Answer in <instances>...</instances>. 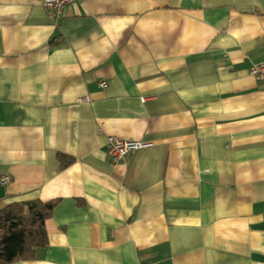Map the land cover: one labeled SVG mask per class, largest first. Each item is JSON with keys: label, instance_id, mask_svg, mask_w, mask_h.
<instances>
[{"label": "crops", "instance_id": "0c3cea01", "mask_svg": "<svg viewBox=\"0 0 264 264\" xmlns=\"http://www.w3.org/2000/svg\"><path fill=\"white\" fill-rule=\"evenodd\" d=\"M263 59L264 0H0V208L58 201L9 264H264Z\"/></svg>", "mask_w": 264, "mask_h": 264}, {"label": "trees", "instance_id": "16d2710c", "mask_svg": "<svg viewBox=\"0 0 264 264\" xmlns=\"http://www.w3.org/2000/svg\"><path fill=\"white\" fill-rule=\"evenodd\" d=\"M65 158V154H60L63 165L69 163ZM57 202L37 199L0 208V264L31 259L38 247L47 244L45 222L52 215Z\"/></svg>", "mask_w": 264, "mask_h": 264}, {"label": "built area", "instance_id": "2783aa9c", "mask_svg": "<svg viewBox=\"0 0 264 264\" xmlns=\"http://www.w3.org/2000/svg\"><path fill=\"white\" fill-rule=\"evenodd\" d=\"M85 0H43L45 7L48 9L50 16L57 21L61 9L70 3L83 2ZM251 73L260 81H264V59L260 62L254 63L251 68ZM103 85L106 82L102 83ZM143 145L139 140L125 139L119 136L110 135L107 138V148L113 161H117L126 155H128L132 150L138 149ZM10 180L8 175H3L1 177V182L7 184Z\"/></svg>", "mask_w": 264, "mask_h": 264}, {"label": "water", "instance_id": "95a60500", "mask_svg": "<svg viewBox=\"0 0 264 264\" xmlns=\"http://www.w3.org/2000/svg\"><path fill=\"white\" fill-rule=\"evenodd\" d=\"M55 35H56V34H55ZM55 35H54V36H55Z\"/></svg>", "mask_w": 264, "mask_h": 264}]
</instances>
